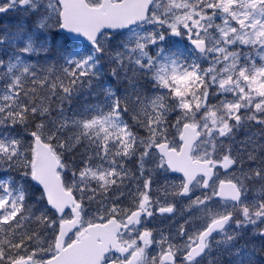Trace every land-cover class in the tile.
Masks as SVG:
<instances>
[{
	"label": "snow or ice",
	"instance_id": "1",
	"mask_svg": "<svg viewBox=\"0 0 264 264\" xmlns=\"http://www.w3.org/2000/svg\"><path fill=\"white\" fill-rule=\"evenodd\" d=\"M0 264H264V0H0Z\"/></svg>",
	"mask_w": 264,
	"mask_h": 264
}]
</instances>
